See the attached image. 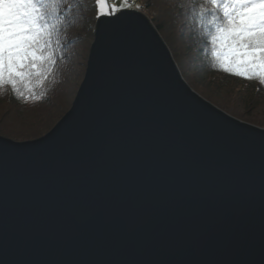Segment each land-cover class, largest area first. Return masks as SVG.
Listing matches in <instances>:
<instances>
[{
	"label": "water",
	"instance_id": "95a60500",
	"mask_svg": "<svg viewBox=\"0 0 264 264\" xmlns=\"http://www.w3.org/2000/svg\"><path fill=\"white\" fill-rule=\"evenodd\" d=\"M0 264H264V127L196 91L143 11L100 15L66 113L0 134Z\"/></svg>",
	"mask_w": 264,
	"mask_h": 264
},
{
	"label": "trees",
	"instance_id": "16d2710c",
	"mask_svg": "<svg viewBox=\"0 0 264 264\" xmlns=\"http://www.w3.org/2000/svg\"><path fill=\"white\" fill-rule=\"evenodd\" d=\"M200 0H197L199 3ZM135 7L147 14L158 29L187 82L200 94L229 113L264 126V84L227 72L214 53L204 23L192 10L190 0H136ZM99 10L95 0H65L57 25L59 44L56 64L43 83L33 78L32 91L23 84L17 96L10 84L0 87V133L16 140L37 138L49 131L71 107L85 74ZM199 48L209 85L202 87L196 75L194 51ZM221 56H228L226 50Z\"/></svg>",
	"mask_w": 264,
	"mask_h": 264
},
{
	"label": "snow or ice",
	"instance_id": "6c2138e0",
	"mask_svg": "<svg viewBox=\"0 0 264 264\" xmlns=\"http://www.w3.org/2000/svg\"><path fill=\"white\" fill-rule=\"evenodd\" d=\"M65 0H0V87L10 84L17 96L23 84L32 91L33 78L42 84L56 64L58 19ZM200 22L207 21L214 55L221 67L264 84V0H190ZM101 16L120 9L95 0ZM226 50L228 56H221Z\"/></svg>",
	"mask_w": 264,
	"mask_h": 264
},
{
	"label": "rangeland",
	"instance_id": "374dc122",
	"mask_svg": "<svg viewBox=\"0 0 264 264\" xmlns=\"http://www.w3.org/2000/svg\"><path fill=\"white\" fill-rule=\"evenodd\" d=\"M135 1L136 0H111L109 2V0H107L109 6L117 7L120 10L121 9H124V8H130V9L131 8H136L135 5H134L135 4ZM194 60H195V63L197 64V72H196V75H198L201 78L200 79V85H202V87H207V85H209V79L208 78H205V76H207V74L204 72V63H203L202 55H201V53L199 51V48L194 51ZM240 119H242V118H240ZM0 134L5 135L4 133H0ZM5 136H7V135H5ZM8 137H10V136H8ZM11 138H13V137H11ZM13 139H15V138H13Z\"/></svg>",
	"mask_w": 264,
	"mask_h": 264
},
{
	"label": "bare ground",
	"instance_id": "6f19581e",
	"mask_svg": "<svg viewBox=\"0 0 264 264\" xmlns=\"http://www.w3.org/2000/svg\"><path fill=\"white\" fill-rule=\"evenodd\" d=\"M93 41H94V39H93ZM93 41H92V42H93Z\"/></svg>",
	"mask_w": 264,
	"mask_h": 264
},
{
	"label": "built area",
	"instance_id": "2783aa9c",
	"mask_svg": "<svg viewBox=\"0 0 264 264\" xmlns=\"http://www.w3.org/2000/svg\"><path fill=\"white\" fill-rule=\"evenodd\" d=\"M111 0H109V2H110Z\"/></svg>",
	"mask_w": 264,
	"mask_h": 264
}]
</instances>
